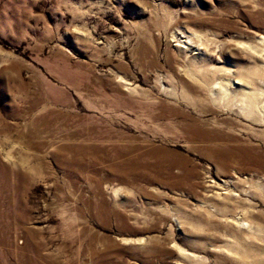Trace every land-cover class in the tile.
I'll list each match as a JSON object with an SVG mask.
<instances>
[{
  "label": "rangeland",
  "instance_id": "obj_1",
  "mask_svg": "<svg viewBox=\"0 0 264 264\" xmlns=\"http://www.w3.org/2000/svg\"><path fill=\"white\" fill-rule=\"evenodd\" d=\"M259 162L264 0H0V264H264Z\"/></svg>",
  "mask_w": 264,
  "mask_h": 264
},
{
  "label": "bare ground",
  "instance_id": "obj_2",
  "mask_svg": "<svg viewBox=\"0 0 264 264\" xmlns=\"http://www.w3.org/2000/svg\"><path fill=\"white\" fill-rule=\"evenodd\" d=\"M257 104H259L258 103V101H257V99L255 100V98H254V103L253 102H250L249 103V106H250V108H252V107H254V109H253V111H252V113L254 112V111H256V107H257ZM192 129L190 128V131H191ZM191 134H192V136H193V138H195V139H199V138H203V139H209V140H214V142L216 141L215 139H216V137H214V138H212L213 136H211V135H207V133H205V132H202L201 131V135H202V137H197V136H195L194 135V133L193 132H191ZM241 154L243 155V154H246V152H241ZM146 155V154H145ZM151 155V154H150ZM247 156H248V158L250 157V158H252L249 154H248V152H247ZM147 158V157H146ZM255 158H258V159H262L261 157H255ZM217 159V158H216ZM147 162V161H146ZM171 164H174L173 162H167L166 163V165H171ZM125 165V164H124ZM258 166L260 167V168H263L264 169V163L263 162H259L258 163ZM154 168V167H153ZM159 170V169H158ZM143 173V172H142ZM141 174V173H140ZM143 174H145V173H143ZM102 204V203H101Z\"/></svg>",
  "mask_w": 264,
  "mask_h": 264
}]
</instances>
